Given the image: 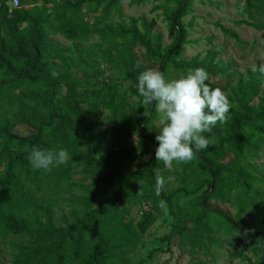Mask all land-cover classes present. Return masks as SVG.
<instances>
[{
  "label": "trees",
  "instance_id": "1",
  "mask_svg": "<svg viewBox=\"0 0 264 264\" xmlns=\"http://www.w3.org/2000/svg\"><path fill=\"white\" fill-rule=\"evenodd\" d=\"M19 1L20 8L10 9L7 0H0V73L7 76L0 88L13 91L6 95L10 110L0 105V231L29 240L12 264H129L124 249L135 248L166 209L177 218L169 240L189 238L194 246L219 234L237 235L242 242L260 240L264 264V165L244 163V157L264 149V72H248L234 85L212 81L226 77L229 68L217 52L183 57L188 32L182 20L191 7L189 0H168L178 6L168 16L176 39L167 47L154 32L155 22L131 17L116 26L94 24V31L110 41L100 48L101 57L131 85L123 94L108 84L98 89L90 85V74L76 77L70 66L53 73L51 61L62 49L46 39L45 29L78 40L89 29L83 20L76 22L84 4L109 10L119 8L122 0H64L53 7L52 16L36 4L53 0ZM30 4L36 6L27 8ZM246 4L250 11L264 12V0ZM135 46L158 67L156 74ZM127 95L137 102H126ZM159 102L168 110L160 134L152 126ZM107 109L125 137H153L172 148L181 183L177 188L167 192L164 185L172 156L161 153L145 162L134 149L121 146V137L115 149L102 146L103 134L90 122ZM22 126L31 133H20ZM100 152L106 155L104 162ZM136 161L142 167L132 170ZM78 168L102 183L107 196L83 215L72 213L73 223L63 216L60 226L54 203L34 194L33 187L48 178L62 183ZM211 201L230 204L235 216L209 208ZM134 204L148 206L136 224L125 219Z\"/></svg>",
  "mask_w": 264,
  "mask_h": 264
},
{
  "label": "rangeland",
  "instance_id": "2",
  "mask_svg": "<svg viewBox=\"0 0 264 264\" xmlns=\"http://www.w3.org/2000/svg\"><path fill=\"white\" fill-rule=\"evenodd\" d=\"M62 2L64 0H53L44 6L40 1L36 5L52 16L53 7ZM7 4L10 9H14L12 0H7ZM36 5L30 4L27 8ZM177 6L175 1L168 0H146L142 4H134L132 0H122L119 8L114 7L109 10L104 5L84 4L76 22L81 25L83 20L84 26H88L89 29L87 33L80 35L78 40L72 39L66 33L56 32L50 28L45 29L46 39L54 41L62 49L63 54V57L60 53L51 61L54 67L53 73L57 74V71L70 66L71 72L76 77L81 78L85 73L90 74V85L98 89L108 84L116 87L121 94L125 93L131 85L120 78L101 57L100 48H107L110 41L104 40L94 31V24H99V28L108 23L116 26L121 22L129 23L131 17L138 18L141 22H155L154 32L162 37L163 45L167 47L176 39V32L171 28L168 16ZM189 6L191 13L182 20V26L188 32L184 58L204 57L209 52H217L218 60L229 68L226 77L211 79L220 86L234 85L240 76H245L248 72L255 73L257 70L264 72V12L250 11L246 0H189ZM241 22L254 25L249 26ZM115 46L118 47L117 44ZM134 51L148 67L150 73L156 74L158 67L146 60L144 50L135 46ZM95 72H99V75L94 76ZM6 78L5 74L0 73V82ZM201 91L200 88L197 89L194 95H199ZM11 93L13 91L0 88V105L3 109L10 110L6 95ZM126 102L136 103L137 98L127 95ZM153 111L152 106L148 113L151 118ZM111 115L112 112L107 109L90 122L96 132L103 134L102 146L109 150L115 149L117 144L114 142L121 137L124 141L121 146L134 149V153L141 156L145 162L154 160L161 153L164 156H172L167 161L169 173H166L164 185L167 192L177 188L181 183L176 179L177 175L172 162L177 155L172 148L162 146L153 137L149 139L140 135L125 137L121 127L110 121ZM167 118V106L159 102L153 116L152 126L155 133L160 134L166 130ZM19 130L20 133H31L26 126L20 127ZM105 156L104 152L99 153V158L103 162ZM244 163L258 164L262 167L264 149L261 153L252 152L244 157ZM141 167L139 161L131 166L132 170H138ZM33 193L54 203L55 222L60 226L64 225L63 216H66L69 223H73L75 217L72 213L83 215L90 205L94 207L101 205L107 196L104 185L96 182L92 174L84 173L82 168H78L62 183H59L57 179L48 178L40 186L35 185ZM208 206L231 217L236 214L235 208L230 204L211 201ZM147 207V204L131 205L125 216L126 221L136 224ZM176 221L177 218L169 209H166L149 231L140 237L135 248H129L128 252V247L124 249L129 264H260L259 248L262 243L260 240L242 242L237 235L219 234L214 240L204 239L201 245L194 246L195 242L189 238L168 239L172 224ZM28 243V238L21 239L0 231V264H12L20 253V249L27 247Z\"/></svg>",
  "mask_w": 264,
  "mask_h": 264
},
{
  "label": "built area",
  "instance_id": "3",
  "mask_svg": "<svg viewBox=\"0 0 264 264\" xmlns=\"http://www.w3.org/2000/svg\"><path fill=\"white\" fill-rule=\"evenodd\" d=\"M12 6L14 8H20V1L19 0H12Z\"/></svg>",
  "mask_w": 264,
  "mask_h": 264
}]
</instances>
